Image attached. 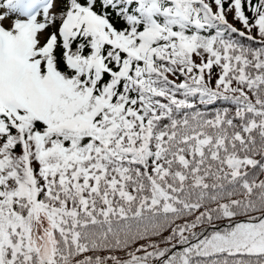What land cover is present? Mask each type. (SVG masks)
<instances>
[{
  "label": "snow or ice",
  "instance_id": "1",
  "mask_svg": "<svg viewBox=\"0 0 264 264\" xmlns=\"http://www.w3.org/2000/svg\"><path fill=\"white\" fill-rule=\"evenodd\" d=\"M0 264H264V0H0Z\"/></svg>",
  "mask_w": 264,
  "mask_h": 264
}]
</instances>
